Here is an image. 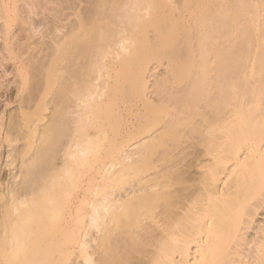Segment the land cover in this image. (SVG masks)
Masks as SVG:
<instances>
[{"label":"bare ground","instance_id":"obj_1","mask_svg":"<svg viewBox=\"0 0 264 264\" xmlns=\"http://www.w3.org/2000/svg\"><path fill=\"white\" fill-rule=\"evenodd\" d=\"M19 1L0 264H264V0Z\"/></svg>","mask_w":264,"mask_h":264},{"label":"rangeland","instance_id":"obj_2","mask_svg":"<svg viewBox=\"0 0 264 264\" xmlns=\"http://www.w3.org/2000/svg\"><path fill=\"white\" fill-rule=\"evenodd\" d=\"M21 1V0H20ZM19 1V2H20ZM23 1H25V0H22L20 3L19 2H17V4L20 6V4L23 2ZM38 1V0H37ZM37 1H35V4H36V2ZM41 1V2H40ZM39 2L40 3H37L38 5H37V8H34L35 6H33V8L35 9H33V12H30L31 13V21L32 22H35L36 20H37V22L36 23H34L35 25H36V32H37V30H39V33H42V32H46V31H48V27L49 26H51L50 24V22L51 21H53L55 18H56V14L57 15H59L58 13H60V11L62 10V9H66V11L65 10H62L61 12H63V11H65L64 13H71V12H73V10L70 8L71 7V5H74L73 3H71L70 1H72V0H62V1H60V0H58V1H60V6H59V3H58V1L57 0H52V1H50V0H40ZM52 2L51 3V5L49 4L50 2ZM176 1H178V0H176ZM27 2H29V3H31L30 2V0H27ZM44 2V3H43ZM49 2V3H48ZM64 2V3H63ZM66 2V3H65ZM43 3V5H41ZM46 3L47 4H49L48 6H46ZM57 3V4H56ZM77 3H81V1L80 2H77ZM82 3H84V1L82 2ZM70 4V5H69ZM22 5V4H21ZM44 5H45V7H44ZM65 5V6H64ZM82 6L83 5H88L86 2L84 3V4H81ZM56 6V7H55ZM59 8H58V7ZM82 6H80L79 8H81ZM21 7H23L24 9L26 8L25 7V5L23 4ZM44 7L45 8V10L44 9H42V8ZM52 7V8H51ZM67 7V8H66ZM83 7H85V6H83ZM51 8V9H53V10H51L50 9V12L48 13L47 12V10H49V9ZM56 8H58V9H56ZM69 8V9H68ZM26 9H28L29 11H32V10H30V7H29V5H28V8H26ZM40 9V10H39ZM71 9V10H70ZM41 10L43 11L42 13H41ZM69 10V11H68ZM36 11H38V14H36L37 12ZM40 11V12H39ZM29 13V14H30ZM46 13V14H45ZM52 13H54V14H52ZM63 13V14H64ZM49 14H52L51 16H49ZM48 18H47V17ZM43 17V18H42ZM50 17V18H49ZM48 20H47V19ZM71 18H73V15L71 16ZM58 19V18H57ZM57 19L56 20H54L52 23H54L55 21H57ZM2 21V22H1ZM46 21V22H45ZM44 22H45V24H44ZM3 23V19H1L0 18V24H2ZM37 23H39L40 25H38L37 26ZM42 24V25H41ZM15 25H17V24H15ZM13 26V30H15V32H17V31H19V26L17 27V26ZM1 26V25H0ZM42 26H44V27H42ZM14 27H16V28H14ZM41 27V28H40ZM39 28V29H38ZM42 29H43V31H42ZM17 30V31H16ZM38 33V32H37ZM150 34H152V33H150ZM39 35V34H38ZM37 38H39L38 36H36L35 38H34V40H36ZM1 41V40H0ZM0 60H1V58H0ZM154 59H152V62H154L153 61ZM157 60V63L156 62H154L152 65H153V67L156 69L155 71H161V69H159V68H164V66H166L165 64H167L166 62H165V60H163L164 62V64L162 65L161 64V62L162 61H160V60H158V59H155V61ZM151 62V63H152ZM159 63L161 64V67H159L158 65H159ZM3 64V65H2ZM155 65H157V67L155 66ZM2 66V67H1ZM1 69H0V109L2 108V105H3V102H4V100L6 101V99H8L9 97L10 98H12L13 96H14V87L16 86V85H14V84H16V83H13L15 80H16V76H15V73H14V70L12 69L13 68V62H12V60L11 59H7V61L5 62V60H3L2 61V63H1ZM4 70H5V72H4ZM12 70V71H11ZM157 71V72H158ZM2 73H4V74H2ZM3 75V76H2ZM14 75V76H13ZM13 79H15V80H13ZM153 80V79H152ZM16 82V81H15ZM2 84V85H1ZM5 86V87H4ZM14 86V87H13ZM8 87V88H7ZM6 88V89H5ZM10 89V90H9ZM14 91V92H13ZM5 94H4V93ZM13 93V94H12ZM4 94V96H2ZM8 95H10V96H8ZM12 95V96H11ZM8 96V97H7ZM5 98V99H4ZM16 105V103L15 102H11V103H9L6 107H5V113H7L8 114V112H12V111H14L15 110V106ZM10 109V110H9ZM125 112V111H124ZM186 145V144H185ZM131 148H132V146H131ZM189 148H187V150H188ZM186 150V151H187ZM190 150V149H189ZM6 168H8V167H6ZM5 168V171H7L8 169H6Z\"/></svg>","mask_w":264,"mask_h":264}]
</instances>
